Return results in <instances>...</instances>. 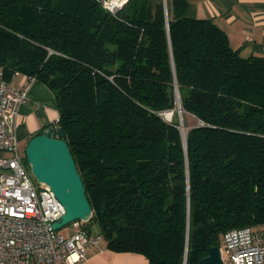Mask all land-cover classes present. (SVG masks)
Instances as JSON below:
<instances>
[{"label": "trees", "instance_id": "obj_1", "mask_svg": "<svg viewBox=\"0 0 264 264\" xmlns=\"http://www.w3.org/2000/svg\"><path fill=\"white\" fill-rule=\"evenodd\" d=\"M172 6L0 0V68L54 92L93 207L84 228L152 264H198L264 225V55Z\"/></svg>", "mask_w": 264, "mask_h": 264}, {"label": "built area", "instance_id": "obj_2", "mask_svg": "<svg viewBox=\"0 0 264 264\" xmlns=\"http://www.w3.org/2000/svg\"><path fill=\"white\" fill-rule=\"evenodd\" d=\"M127 1L117 0L112 8L111 1L102 0L111 12ZM35 81L28 78L23 88L0 83V264H87V250L101 235L93 236L81 221L70 224L71 234L55 230L64 207L49 187L34 182L17 136L20 107L29 101ZM173 114L162 115L171 121ZM222 246L226 264H264V225L230 230Z\"/></svg>", "mask_w": 264, "mask_h": 264}, {"label": "crops", "instance_id": "obj_3", "mask_svg": "<svg viewBox=\"0 0 264 264\" xmlns=\"http://www.w3.org/2000/svg\"><path fill=\"white\" fill-rule=\"evenodd\" d=\"M153 4L170 7L172 0H150ZM187 15L212 20L228 36L230 45L245 57L264 55V0H187ZM6 82L0 68V83ZM23 88L28 78L16 74L8 82ZM60 113L54 92L43 82L36 80L29 88V101L20 107L17 120V136L22 150L34 137L50 126L58 127ZM93 236L101 235L98 225L91 228ZM102 237V236H101ZM87 264H152L142 253L109 248L106 241L92 245L87 250Z\"/></svg>", "mask_w": 264, "mask_h": 264}, {"label": "water", "instance_id": "obj_4", "mask_svg": "<svg viewBox=\"0 0 264 264\" xmlns=\"http://www.w3.org/2000/svg\"><path fill=\"white\" fill-rule=\"evenodd\" d=\"M178 113L182 127L183 110L178 109ZM25 159L38 184L49 187L64 207L65 213L54 223L55 230H62L76 221L87 223L92 219L93 207L61 128L50 126L31 139L25 148ZM198 264H226L222 248H210L208 255Z\"/></svg>", "mask_w": 264, "mask_h": 264}, {"label": "rangeland", "instance_id": "obj_5", "mask_svg": "<svg viewBox=\"0 0 264 264\" xmlns=\"http://www.w3.org/2000/svg\"><path fill=\"white\" fill-rule=\"evenodd\" d=\"M178 100H179V98H178ZM177 106H178V103H177ZM178 109H180V108H178ZM167 113H171L172 111H166ZM165 113V112H164ZM168 118H169V116H168ZM189 120H190V124L191 125H195L196 124V122H195V120L193 119V118H189ZM182 130H184V128H182ZM25 164H26V166H27V163H26V159H25ZM27 168H28V166H27ZM33 180H34V182L37 184V185H39L38 184V182H37V180L33 177ZM74 229H73V225H70V226H67V227H65V228H63L62 229V232L64 233V234H71L72 232H74L73 231ZM103 239V241H105L104 240V238H102ZM223 247V246H222Z\"/></svg>", "mask_w": 264, "mask_h": 264}, {"label": "bare ground", "instance_id": "obj_6", "mask_svg": "<svg viewBox=\"0 0 264 264\" xmlns=\"http://www.w3.org/2000/svg\"><path fill=\"white\" fill-rule=\"evenodd\" d=\"M110 6L113 8H117V6L120 4V2H117V0H111V2L109 3ZM178 102V108L182 109L181 108V103H180V100L177 101ZM170 117V115H168Z\"/></svg>", "mask_w": 264, "mask_h": 264}]
</instances>
